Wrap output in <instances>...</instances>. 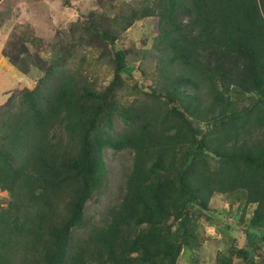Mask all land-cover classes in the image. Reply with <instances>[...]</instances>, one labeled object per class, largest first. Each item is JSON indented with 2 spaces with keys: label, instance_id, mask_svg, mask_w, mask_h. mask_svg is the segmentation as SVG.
Segmentation results:
<instances>
[{
  "label": "trees",
  "instance_id": "1",
  "mask_svg": "<svg viewBox=\"0 0 264 264\" xmlns=\"http://www.w3.org/2000/svg\"><path fill=\"white\" fill-rule=\"evenodd\" d=\"M109 1L73 22L49 58L34 59L19 35L3 51L33 85L15 78L20 90L0 96V264H179L202 243L201 215L218 225L215 193L244 204L247 237L216 264H264V0ZM148 17L158 18L160 88L136 82L144 99L125 104L126 75L146 72L133 65L141 52L117 42ZM85 46L113 69L103 89L76 62ZM116 116L128 125L119 137ZM106 148L133 155L122 199L74 242L106 179Z\"/></svg>",
  "mask_w": 264,
  "mask_h": 264
},
{
  "label": "rangeland",
  "instance_id": "2",
  "mask_svg": "<svg viewBox=\"0 0 264 264\" xmlns=\"http://www.w3.org/2000/svg\"><path fill=\"white\" fill-rule=\"evenodd\" d=\"M104 5L110 8V1L104 0L102 4L100 0H0V13H2L0 23L5 19L0 26V57L3 51L8 49L9 40L19 35L26 38L29 53L34 59H37V55L49 58L53 55L54 41L60 35L65 36V31L70 29L73 22L92 11H103ZM157 23V17L144 18L129 28L117 42V47L123 46L131 51V57L141 52V56L133 61V65L142 67L146 72V75H143L140 70H136L133 75H126L125 87L119 91L122 103H130L137 97L144 99L142 94L135 92L136 82L146 90L149 86L160 88L157 82L160 73L157 58L159 53L151 50L154 38L158 36ZM29 39L35 40V44L29 42ZM145 48H149L153 54L145 55L143 58L142 52ZM81 59H83L80 64L81 70L89 74L90 79L94 80L99 89H103L112 80L113 69L105 58L100 59L98 47L85 46L76 62ZM8 65L11 63L8 62ZM4 69L7 71V68ZM1 71L0 96L8 97L12 91V94H16L21 88L15 79L19 75L12 74L11 67L4 74ZM31 72L35 77L42 75L37 68L32 69ZM17 79L22 81V87L33 85L21 74ZM127 126L122 118L116 116L113 128L109 129L110 134L119 137L128 128ZM104 158L107 169L106 179L103 186L87 202L86 218L89 219V225L86 229L76 232L74 242L77 238L81 241L93 224H101L103 219L108 217V211L117 206L122 199L125 181L133 166V155L128 150L117 152L113 148H106ZM8 199V193L0 191V205L7 206ZM209 205L210 209L215 211L214 215L219 220L216 221L218 225L210 224L206 215L202 214L200 218L204 231L202 243L198 249L186 250L181 254L178 259L179 264H216L218 253H228L234 236H239L241 246L247 240L245 233L239 229L241 226L237 225L243 212L244 204L241 201H234V205L231 206L228 196L215 193ZM255 207L256 204H251L247 208V220L252 216ZM225 212H232V215H227L231 217L223 219ZM234 264L245 263L241 258L236 257Z\"/></svg>",
  "mask_w": 264,
  "mask_h": 264
},
{
  "label": "crops",
  "instance_id": "3",
  "mask_svg": "<svg viewBox=\"0 0 264 264\" xmlns=\"http://www.w3.org/2000/svg\"><path fill=\"white\" fill-rule=\"evenodd\" d=\"M10 67H11V71H12V66L11 65H8V63L4 60V59H2V55H1V57H0V70H2L1 71V73H6V72H8V70L10 69ZM4 68H7V71H5V69ZM12 74H15L14 72H12Z\"/></svg>",
  "mask_w": 264,
  "mask_h": 264
}]
</instances>
